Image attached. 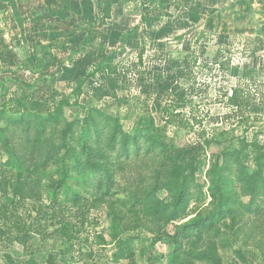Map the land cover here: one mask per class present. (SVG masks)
<instances>
[{
    "label": "rangeland",
    "instance_id": "rangeland-1",
    "mask_svg": "<svg viewBox=\"0 0 264 264\" xmlns=\"http://www.w3.org/2000/svg\"><path fill=\"white\" fill-rule=\"evenodd\" d=\"M107 67L116 69V74H108ZM101 84L114 89L117 99L95 101L92 91ZM43 86L58 93L54 104L36 100ZM234 87L249 93L245 97L251 103L250 117L261 118L253 128L236 122L215 125L207 118L230 113L225 102ZM260 95L264 96V0H0V129H8L1 138L14 135L23 145L40 138L47 142L43 149L48 153L69 127L85 138L88 130L95 132V125L103 123L107 125L104 144L99 146L103 152V147L110 150L114 133H121L116 151L111 152L120 171L113 186L95 195L94 207L69 212L53 208L43 180L39 200L19 201L14 207V217L26 228L13 231L12 239L0 237V264H48L49 255L52 264H172L176 248L180 255L174 264H220L214 252L208 254L212 259L208 263L191 260L210 247L204 237L191 234L179 239L178 246L172 243L188 219L166 222L143 217L136 200L141 191H133L140 180L150 184L155 177L152 165L158 167L170 154L162 147L147 155L139 152L126 166L119 159L121 139L128 135L133 140L130 149L146 150L151 147L146 141L152 127L166 126L170 140L166 144L172 150L195 145L202 133L214 141L220 131H228L234 150L220 145L196 158L194 179L206 192L211 152L241 151L246 172L257 170L255 155L241 150V140L264 148ZM13 104L19 105L20 114H10ZM165 111L180 113L188 127L165 125ZM8 158V149L1 150L0 181H14L17 175L6 167ZM21 159L24 172L34 177L45 179L56 173L55 160L43 165L31 156ZM160 170L167 172L164 167ZM92 189L82 190L89 200L95 198ZM157 196L164 199L166 193L159 191ZM4 203L6 197L0 194V206ZM204 206L192 199L187 214L195 209L203 213ZM252 217L253 225L243 226L251 233L264 223V215ZM15 236L26 242H17ZM243 247L264 264V253L248 237L240 238L232 249ZM221 264L241 263L226 252Z\"/></svg>",
    "mask_w": 264,
    "mask_h": 264
},
{
    "label": "trees",
    "instance_id": "trees-1",
    "mask_svg": "<svg viewBox=\"0 0 264 264\" xmlns=\"http://www.w3.org/2000/svg\"><path fill=\"white\" fill-rule=\"evenodd\" d=\"M108 18L105 17V20ZM106 71L110 75L116 74V69L107 67ZM37 91L35 98L38 102L49 104L56 102L58 93L51 87L43 86ZM248 94V92L245 93V90L234 87L225 102L230 113L214 118L207 115L208 120L215 125L236 122L237 124H249L250 128H253V123L261 120V118L250 117L248 110L251 103L246 100L248 97H245ZM91 97L98 102L106 98L117 99L114 89L106 84L98 85L92 91ZM16 103L19 104V100H16ZM257 103L259 107H263L264 96L260 95ZM106 110L108 112L110 109L107 108ZM9 112L12 115L20 114L19 105H11ZM165 113L168 118L165 125L175 126L179 124L182 128L188 127V123L183 120L180 113H168L167 111ZM114 117L120 120L118 115ZM100 124L95 125V132L88 130L85 138L80 137L78 129L69 127L62 132L59 145L52 144L48 153H45L43 149L47 142L41 141L40 138L33 143L29 142L23 145V142H19L18 138L14 139V135L8 136V139H2L0 136V151L8 149L9 152L6 167L17 174L14 181L9 182L6 179L0 181V194L4 195L8 202L0 206V221L3 220L0 225V237L6 236L12 239L13 231L21 232L22 229L26 228L21 221L14 217V207L19 201L39 200L43 180H46L52 207L60 209V211L63 208L67 212L75 209L82 211L86 205H88V209L93 208L91 201L92 203L96 202L97 197L95 195L114 185L113 180H115L117 172L120 171V167L119 165L116 167L113 163L114 159L111 152L116 151L117 140L121 133L116 135L114 133L111 139L112 144L109 146L110 150L104 151L103 147V152H101L99 146L104 144V131L107 125ZM260 124L259 133L264 134V122ZM19 126L18 124L17 127ZM152 129L153 132L149 129L151 132L146 141L150 144V148L144 150L142 146H137L135 150L130 149L129 143L133 140L128 135H124L121 139L122 150L119 152V159H123L126 166H130V162H135L132 158L139 156V152H145L147 155L162 147L163 151L166 152L165 154H170L158 162V167L155 164L152 165L155 174L154 179H152L154 183L148 184L145 180H140L133 191L135 193L141 191V197L137 196L136 200L143 217L151 221L165 219L166 222H180L188 219L180 225L176 235L172 237V243L178 246L179 239H185L191 234L204 237L211 243L210 247H205L202 252L193 254V259L191 258L193 262L196 258V262L208 263L212 260L208 254L211 255V252H214V254H218L217 260H220L221 264L222 254L229 252L236 256L241 264H259L257 254L244 249V247L234 250L232 248H234V243L245 236L257 246L260 254L264 253V223L263 227L253 233L243 227L253 225L250 216L264 215V148L259 147L257 143L249 144L246 138H242L241 142L244 147L241 150L244 151L243 149H245L255 155L257 162V170L248 173L240 159L241 151L240 153L234 151L232 155L229 154L234 145L231 140L233 137L229 136L226 130L220 131L214 141L204 139L205 133H202L201 138L203 140L200 139L195 145L186 143L177 145L171 150L166 144V141H170L165 135L166 126L152 127ZM6 131L8 129H0V135ZM221 139L231 142L227 141L228 143L225 145L221 143ZM137 144L135 141V145ZM220 145L227 146L230 150L222 153L218 150V152L209 154V165L206 172L208 188L204 192L203 186H199L194 179L198 164L196 158L201 153H205L206 150L218 148ZM59 153L60 155L57 156ZM44 154H46V158L43 161ZM22 155L31 156L30 160H34L38 164L43 163V165L55 160V175L42 179L24 172L25 160L21 159ZM34 156L37 158L34 159ZM166 160L170 163L165 164ZM161 164L164 166H160ZM161 167L167 171L166 174L161 172ZM161 178L166 179L161 181ZM90 185L93 187L91 192L95 196L92 200L87 199L82 191H89L92 188ZM159 191L166 193L164 199L157 196ZM138 194L140 193L138 192ZM243 198H247L248 202L245 203ZM192 199H196L197 206L206 204L203 213L197 212L195 209L197 213L187 214L188 205ZM207 199L209 201L204 204ZM14 238L19 243L26 242L24 237L15 236ZM194 246H196L195 243ZM179 255V250L176 248L170 257V262L174 264ZM217 260H215L216 263ZM47 262L52 264L53 256L49 255Z\"/></svg>",
    "mask_w": 264,
    "mask_h": 264
}]
</instances>
